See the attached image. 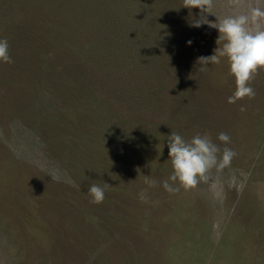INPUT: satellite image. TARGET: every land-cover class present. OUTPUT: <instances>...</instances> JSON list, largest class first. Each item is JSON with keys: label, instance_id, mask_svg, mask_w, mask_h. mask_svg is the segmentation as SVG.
Here are the masks:
<instances>
[{"label": "trees", "instance_id": "trees-1", "mask_svg": "<svg viewBox=\"0 0 264 264\" xmlns=\"http://www.w3.org/2000/svg\"><path fill=\"white\" fill-rule=\"evenodd\" d=\"M189 15L183 0H0V38L13 59L0 63V122L8 116L35 131L73 181L25 180L45 196L31 201L40 211L29 230L44 227L46 250L74 242L91 257L158 203L171 207L173 193L162 187L172 172L167 136L203 133L186 55ZM10 158L0 138L2 177ZM92 184L105 189L100 204L90 202ZM58 250L47 262L60 261Z\"/></svg>", "mask_w": 264, "mask_h": 264}, {"label": "rangeland", "instance_id": "rangeland-1", "mask_svg": "<svg viewBox=\"0 0 264 264\" xmlns=\"http://www.w3.org/2000/svg\"><path fill=\"white\" fill-rule=\"evenodd\" d=\"M251 8L264 9V0H214L213 13L222 19ZM199 14L200 9H191L188 23L199 19ZM205 15L207 23L191 26L187 35L191 44L186 55L192 59L191 66H196H192L193 82L200 84L196 93L202 96H197L194 112L203 114L202 135L218 144L221 152L225 145L217 139L218 134L230 135L228 146L236 152L231 165L219 172L210 170L207 182L173 193L167 200L171 207L155 205L140 227L119 232L117 245L105 240L90 257L71 242L66 248L58 247L64 254L60 261L47 262L57 258L58 248L49 245L46 250L47 231L38 223L35 233L29 230L40 211L31 201L35 198L38 203L45 196L29 189L25 180L36 187L43 177L61 185H72L73 181L51 158L35 131L18 119L1 118L0 138L12 163L3 164L5 174L0 175V264H264V69L250 82L254 98L228 103L235 81L226 59L199 71L198 58L211 56L218 47V30L209 24L217 17ZM241 106L246 111H241ZM15 166L25 167L27 173L14 177L7 174ZM16 187L19 189L11 191ZM27 246L32 249L26 250ZM48 250L54 252L49 258L43 253ZM68 258H75V262H66Z\"/></svg>", "mask_w": 264, "mask_h": 264}, {"label": "clouds", "instance_id": "clouds-1", "mask_svg": "<svg viewBox=\"0 0 264 264\" xmlns=\"http://www.w3.org/2000/svg\"><path fill=\"white\" fill-rule=\"evenodd\" d=\"M213 6L214 0H183V7L189 10L200 9L199 19L191 23L193 27L207 23L206 13L215 15ZM261 21H264V9L251 8L247 13L227 15L222 19L217 17L215 23H209L218 30V47L211 56L198 58L199 71H207L208 65H217L226 59L229 74L235 81V90L227 98L230 104L245 97H255L250 82L264 69V27H261ZM188 43L191 44V41ZM12 62L8 40L0 38V63ZM240 110L246 111V108L241 106ZM217 139L225 145L222 152L220 146L206 134L198 133L186 139L172 131L166 139L172 172L162 182V187L169 193L178 192L181 188L189 190L201 181L207 182L210 170L215 168L219 172L229 167L236 156V152L228 146L231 137L226 132H220ZM157 183L146 176L145 184L149 187H155ZM87 192L93 204H100L105 199V189L97 184L90 185ZM146 192L147 189L140 191L141 200L146 199Z\"/></svg>", "mask_w": 264, "mask_h": 264}]
</instances>
